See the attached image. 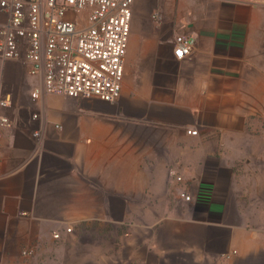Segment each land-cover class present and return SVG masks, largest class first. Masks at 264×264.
<instances>
[{
  "label": "crops",
  "instance_id": "1",
  "mask_svg": "<svg viewBox=\"0 0 264 264\" xmlns=\"http://www.w3.org/2000/svg\"><path fill=\"white\" fill-rule=\"evenodd\" d=\"M178 36L195 40L183 61ZM2 100L0 264L59 231L78 263L117 261L102 233L124 229L138 263L264 264V0H136L119 99L50 95L0 60Z\"/></svg>",
  "mask_w": 264,
  "mask_h": 264
},
{
  "label": "built area",
  "instance_id": "2",
  "mask_svg": "<svg viewBox=\"0 0 264 264\" xmlns=\"http://www.w3.org/2000/svg\"><path fill=\"white\" fill-rule=\"evenodd\" d=\"M135 1L0 0V60L31 64L35 73L43 71L47 94L114 102L122 94ZM79 14L86 15V21L78 22ZM154 18L161 21L162 14L155 12ZM194 46V39L178 36L175 59L189 57ZM40 92L35 91L33 98ZM0 106L7 108L10 103L2 100ZM11 126L8 116H0V137ZM188 134L199 135V130L189 129ZM175 182L179 197L190 202L184 178L177 175ZM72 230L68 227L65 232ZM62 235L59 231L53 237L60 240ZM35 252L31 245L21 255L30 257Z\"/></svg>",
  "mask_w": 264,
  "mask_h": 264
},
{
  "label": "rangeland",
  "instance_id": "3",
  "mask_svg": "<svg viewBox=\"0 0 264 264\" xmlns=\"http://www.w3.org/2000/svg\"><path fill=\"white\" fill-rule=\"evenodd\" d=\"M76 20L78 22L86 21V15L79 14L76 16ZM243 202H246L251 206V201L248 200V196L245 197V200ZM260 201L255 200L253 204H258ZM244 210L246 208L245 204L243 205ZM264 210V206L262 207ZM251 219V216H250ZM261 224H264V215L260 216ZM255 220V219H252ZM121 232V233H120ZM101 234V233H100ZM99 234V235H100ZM257 235H260L261 238H264V233H256ZM102 236H104V239L111 241L113 244L118 243L120 244V247L123 252L122 259L119 258L117 261L115 260V257L112 255L114 254L115 247L109 246V252L111 253V256H109L107 262L105 264H142L138 263L137 260L133 258V248H132V238H131V232L124 229V231H118V232H107L102 233ZM87 237V236H86ZM99 238L96 235H92V237H87L88 240ZM68 241L67 237H63L58 240L57 242H54L53 246L49 249L42 248L38 249V252L34 255L22 259L20 261V264H98L95 262V257L93 255H83L81 253V256L79 257V263L78 260H76L77 257H69L67 252V246ZM43 251V252H42ZM168 263V262H167Z\"/></svg>",
  "mask_w": 264,
  "mask_h": 264
}]
</instances>
